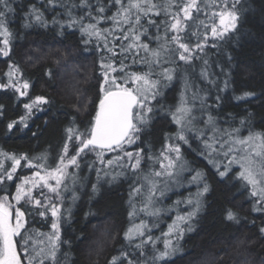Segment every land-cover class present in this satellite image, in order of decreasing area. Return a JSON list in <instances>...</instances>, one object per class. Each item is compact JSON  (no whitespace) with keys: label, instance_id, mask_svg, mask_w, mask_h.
Here are the masks:
<instances>
[{"label":"trees","instance_id":"trees-1","mask_svg":"<svg viewBox=\"0 0 264 264\" xmlns=\"http://www.w3.org/2000/svg\"><path fill=\"white\" fill-rule=\"evenodd\" d=\"M129 2L122 0L125 8ZM154 2L160 4L164 0ZM220 3L221 0H216V4ZM9 4L13 11L7 13V27L12 36L9 38V55H0V84L8 83L6 74L11 66L13 70H19L14 82L27 81L30 86L25 90V96L12 88H0V164L3 169L11 170L13 161L8 157L27 155L33 164H38L41 161L36 158L44 155L47 157L45 167L51 170L58 165L65 144L68 145V156L74 154L78 141H68L67 129L74 128L80 133L90 129L102 97V63L111 62L117 69L123 63L125 73L151 70V79L160 82L159 94L150 101L153 111L148 114V123L142 126L139 139L132 148L124 149L142 156L139 172L133 171V162H129L123 152L105 151L104 163H101L94 152L86 150L87 155L82 153L78 157L79 167H69L70 175L58 190L59 195L47 188L33 190L34 197L42 203L50 202L59 208L60 240L56 260H46L45 264H110L113 257L120 258L117 264H127L128 260L133 264H264V232H261L264 208L257 203L256 197L251 196V186H245L238 178L236 168L224 176L219 175L224 169L217 163L219 156L212 153L215 166L208 162V151L198 134L199 130H205L206 136L212 134L207 131L209 116L221 130L240 129L241 136L248 135L249 131L264 133V0H238L236 11L240 19L237 28L224 39L212 37L210 30L204 38L205 29L200 26V21L211 25L210 14L217 9L211 5L203 8L202 3L203 12L198 19L193 11L194 20L187 21L188 27L179 33L180 43H187L191 49L192 60L187 64L180 61L176 51L178 45L169 41L168 48L172 53L166 58L162 56L159 64L151 65L144 62L145 58L151 61L150 52L146 53L140 47L125 49L133 43H146L150 50L163 44L162 39H156L165 35L163 13L160 16L141 14L140 25H129L123 23L122 14L118 18L119 24L112 19L121 8L115 0H54L53 3L49 0H9ZM33 6L43 14L46 25L28 15ZM100 8L104 11L100 12ZM204 12L209 15L205 16ZM134 14L135 9L133 20ZM167 19L171 21L170 16ZM72 20L77 23L72 24ZM149 20H154L155 25H150ZM90 23L96 24L101 35L106 37L107 48L105 40L96 37L85 43L88 37L82 35L81 25L86 27ZM25 24L30 26L25 27ZM129 27H135L136 32H129ZM144 29L147 31L135 41L134 35ZM173 34L168 32L169 37ZM125 35L129 39H124ZM3 39L0 36V48L4 47ZM197 43L203 45L202 50L195 47ZM165 69L175 70L171 81L164 78ZM201 72L206 75L202 76ZM110 75L119 78L124 73L117 71ZM245 93L253 95L245 97ZM37 96L45 97L48 103L40 105L39 110L33 107L28 113L24 105ZM182 100L192 109L193 121L198 123L193 128L196 132L188 133V143L177 139L181 126L173 120ZM22 117H27V127L20 123ZM12 122L16 124L9 130L7 125ZM188 128L192 127L189 125ZM169 145L180 147L182 162L190 170L183 180L192 185L187 184L181 191L172 193L167 202L155 204L164 210L159 214L164 220L159 221L156 230L129 242L125 233L130 227L133 208H140L141 217H149L151 221L153 218L141 211L147 189H142L139 195L133 192L143 183L137 177L150 170L160 171L157 158L163 161ZM118 155L123 158L116 160ZM4 158L3 162L1 159ZM109 159L114 161L113 164L107 163ZM27 165V161L21 160L13 180L0 184V198L8 196L14 208L20 207L25 212L27 224L22 235L33 229L45 234L53 230L51 225L56 220L50 208L40 216L37 212L44 211L43 208L25 205L23 201L16 204L14 200L15 186L23 177H31L37 170L44 174V169ZM197 172L202 175L198 186L189 178ZM73 175L78 177L75 184ZM205 184L208 191L201 194V207L189 223L190 230L174 242L176 250L168 258L154 262L155 250H164L165 242L169 240L165 235L168 220L174 214L192 208V205L177 207V201L171 199L197 195ZM41 191L44 195H40ZM229 210L235 213V220L227 219ZM148 235L153 237L152 241H148ZM16 239L21 259L27 264L20 238ZM141 240H144V246L137 249L135 245ZM122 253H127V257Z\"/></svg>","mask_w":264,"mask_h":264},{"label":"snow or ice","instance_id":"snow-or-ice-1","mask_svg":"<svg viewBox=\"0 0 264 264\" xmlns=\"http://www.w3.org/2000/svg\"><path fill=\"white\" fill-rule=\"evenodd\" d=\"M54 0H49V3H53ZM117 4L121 5L120 10L117 15L112 17L114 21L118 24L122 14V21L129 25H140L141 14L148 16L150 13L155 16H160L162 13L165 15L164 20V33L163 37L157 36V40H163L164 43L160 44L156 49H149L148 44L136 45L135 43L128 46L125 51L130 50L135 47L142 48L146 53L150 52L151 61L145 58V63L159 64L162 56L165 58L167 55L172 53V50L168 48V43L171 41L178 45L176 51L178 52V58L180 61L189 63L193 56L191 49L187 43H180L179 33L186 30L188 27L187 21H193V11L196 12L198 19L199 15L203 12V8H208L210 5L216 8V11H212L210 17L212 19L211 25L204 24V21H200V26L205 29V39L207 31L210 30L212 37L224 39L226 34L234 32L237 28L238 21L240 19L237 11L236 4L238 0H221V3L216 4V0H164V2L157 4L154 0H135L132 2L130 0L128 6L125 8L123 6L122 0H115ZM203 3V8L201 4ZM0 36L4 37L3 45L0 48V55L8 56L10 52L9 38L12 33L7 27V13L13 11L10 7L9 0H0ZM133 9H135V18L133 20ZM172 9H175L172 11ZM100 12L104 9L100 8ZM205 16L209 13L204 12ZM30 17L34 18L36 22L46 25V21L43 18V14L36 9L34 6L28 14ZM69 16L71 14L69 13ZM171 17V21L167 17ZM218 18V24L216 20ZM53 23H58L53 20ZM72 24L77 23V21L72 20ZM150 25H155L154 20H149ZM30 26V24H25V27ZM71 26V25H70ZM142 27V26H141ZM82 35L88 37L85 43H89L92 37L105 40V47L107 48L106 37L101 35V30L98 29L96 24H88L86 27L81 25ZM159 31V26H157ZM110 31V30H106ZM123 31V29H121ZM129 32L135 33V27H129ZM147 30L144 29L139 35H134V40L139 41L140 36L143 35ZM174 33L171 37L168 36V32ZM124 39H129L128 35L123 37ZM215 46V45H213ZM196 48L202 50L203 45L197 43ZM108 51H112L108 48ZM205 63H207L205 61ZM125 65L121 63L119 69L113 66L111 62L102 63L101 68L103 69V83L100 86V92L102 97L99 98L98 108L96 110L94 120L91 124L89 130L84 133H80L74 128L67 129L68 141L76 140L78 144L75 146L74 154L68 156V145L65 144L62 152L63 155L58 157V165L51 170L45 167L47 157L44 155L38 156L36 159L41 161V163L33 164L27 157V155H22L17 158L16 156L8 157L13 161L10 165L11 170L3 169V165H0V184H4L5 181H12L17 168L21 164V160L28 162V167L35 169H44V174L37 170L33 173L31 177H23L21 182L15 186V196L14 200L16 204H20L21 201L25 205L34 206L37 209L43 208L44 211H38L37 214L44 216L45 212L50 208L51 215L56 217V220L52 223L51 227L55 230L51 235L39 233L36 230H27L22 235V230H25L27 221L25 220V212L21 211L20 207L13 206L9 202L8 196L0 198V264H24L21 259V252L17 249V237L20 238V243L24 248V255L27 257V264H45L46 260L55 262L56 253L59 247V208L55 204L42 203L41 199L35 198L33 195V190L36 188H47L51 193L59 195V189L61 185L64 184L66 178L70 175L68 169L70 166L79 167L78 157L81 154L87 155V152H94L101 163H104L103 155L105 151H118L123 152L124 156L129 159H135V164L132 165V169L135 172L141 170V160L142 156L138 152L135 157H133L132 152L125 151V145H131L139 139L138 133L142 130V126L146 125L149 121L148 114L153 111L150 105L151 100H155L159 94V81L151 79L153 73L151 70L144 73L129 72L125 73ZM120 71L124 73L121 77L111 76L113 72ZM174 69H165L164 78L171 81L173 76L172 73ZM19 70H13L10 66L9 72L6 74L8 77V83L0 84V88H12L14 91L18 92L21 96L27 95V90L29 88V83L24 81L23 83L14 82V77L18 75ZM51 75V72H49ZM201 75H206L205 72H201ZM119 80V82H118ZM132 84L134 87H129ZM188 87L187 81H185V88ZM252 93H245L246 96H251ZM244 97H238V99H243ZM48 100L43 96H37L31 103H26L24 107L28 110V113L32 112L33 107L39 110V106L42 104H47ZM2 109V106H0ZM178 115H173V120L177 124L181 125L180 132L177 133V139L188 143V139L183 135L185 128L192 124L194 117H192V109L186 106V101L181 102V106L177 109ZM27 117H22L20 123L24 127H27L25 122ZM16 122L9 123L7 125L8 129L11 130L15 126ZM208 129L207 131L212 132L211 137L205 135V130H199L198 134L203 138L204 147L208 150L209 163L215 166L216 162L212 157V153L219 154V149H225L223 151L224 157L231 156L228 160V166L224 172H219L220 176L227 174V171L231 169L233 164L238 165V178L245 182V186H251V196L257 198V203L260 204L261 208H264V133L251 132L249 131L247 136L240 135V129H233L232 131L221 130L216 126V122L212 116L208 117L207 120ZM191 131V128L188 129ZM35 135V133H33ZM211 141V142H209ZM87 150V152H86ZM170 153H175V156L165 155L163 161L157 158V163L161 171L150 170L142 177H137V179H142L143 183L139 187L133 189V192L137 195L141 194L142 189H147V196L143 200V208L141 211L146 212L150 216H158L162 209L155 206L156 202L154 197L156 191H160V195H164V191L158 189L157 178L169 177L172 178L176 175L175 169L179 166L180 170L185 168V163L181 161V149L169 145L168 148ZM143 151L142 149L140 150ZM6 155V154H5ZM123 157L117 156L115 159L120 160ZM67 161V162H65ZM113 160L109 159L107 163L109 165L113 164ZM201 177V173L197 172V179ZM73 175V184H75L76 179ZM99 179V174H98ZM115 179V177H113ZM54 181L55 183H50ZM167 186V185H165ZM65 190L67 186L65 185ZM93 191H96L95 186H93ZM204 193L208 191V185L205 184L202 190ZM198 193L197 195H201ZM40 195H44L41 191ZM75 198V197H74ZM45 199H48L45 197ZM179 203V201H177ZM189 204L192 203L191 200L188 201ZM136 209L133 208V212L130 215L135 214ZM199 211V200L196 201L193 211L189 212L187 216H177L176 221L172 225L168 226V232L165 235H171L174 231L179 239L184 229L180 226V222H187L192 219ZM227 219L235 220L236 215L231 210L227 212ZM190 230V229H189ZM148 229V225L143 221L139 225H134L129 228L125 233V239L131 242L136 237H144ZM264 232V228L261 229ZM148 241H152L153 237L148 235ZM47 241V243H45ZM144 240H141L140 244H136L137 249H142L144 246ZM175 246L172 244L171 240L165 242L164 250H155V254L152 256V260L164 261L168 258L174 251ZM123 257H127V253L121 254ZM120 258L113 257L110 264H117ZM127 264H133V261L128 260Z\"/></svg>","mask_w":264,"mask_h":264},{"label":"rangeland","instance_id":"rangeland-1","mask_svg":"<svg viewBox=\"0 0 264 264\" xmlns=\"http://www.w3.org/2000/svg\"><path fill=\"white\" fill-rule=\"evenodd\" d=\"M197 122L195 121H192V124L190 125V127H192L191 128V131H189L188 129V126L185 128V130H184V132H183V135H185V137L187 138V136H188V133L189 132H193V133H195L196 132V130L195 129H193L194 127H196L197 126ZM181 126V125H180ZM181 129V128H180ZM200 136V135H199ZM198 136V137H199ZM212 136V134L211 133H209V134H207V137H211ZM245 136H247V135H245ZM197 137V138H198ZM209 142H211V141H209ZM173 147H177V146H173ZM127 148H132V144L131 145H125V150L127 149ZM180 148V147H179ZM205 148V147H204ZM206 149V148H205ZM207 150V149H206ZM224 150H226V146H225V149H219L218 151H219V154H217V156H219V159L217 160V163H218V165L220 166V167H224V169H223V172L226 170V168H227V166H228V160L229 159H231V156H229V157H224L223 156V151ZM208 151V150H207ZM134 155H133V157H135V153L134 152H132ZM123 155H124V153H123ZM165 155H170V156H175V153H170L169 152V150L166 152V154ZM164 155V156H165ZM127 158V157H126ZM3 162L5 161V158L4 159H1ZM128 160H129V162H133V165L135 164V159L133 158V159H129L128 158ZM163 162L166 164L167 162L166 161H164V159H163ZM180 162H182V158H181V161H178L177 162V164L179 165V163ZM1 165V164H0ZM233 168H236V175L238 176V171H239V167H238V165H235V164H233L232 166H231V169L229 170V171H227V173H229ZM160 171H161V169H160ZM175 172H176V175L174 176V177H172V178H169V177H161V178H157V183H158V189H160V190H163L164 191V195L163 196H161L160 195V191L158 190V191H156V195H155V197H154V201L156 202V204L157 205H160V203H162V202H167L168 201V199L170 198V195L172 194V193H174V192H176V191H181V189H183V187L185 186V185H187L188 183L187 182H184V176H185V174H187V173H189L190 172V170H188V168L187 167H185L183 170H180V168H179V166H177V168L175 169ZM196 173L195 174H193V175H191L189 178H192V182L195 184V185H199L200 184V181H201V177H199V178H197V179H193V177H196ZM202 176V175H201ZM165 185H167V186H165ZM188 185H192V184H188ZM251 188V187H250ZM201 193L203 192V191H200ZM146 196H147V190H145L144 191V195H143V200L146 198ZM178 196H176L175 198H173V199H171L173 202H176V201H178ZM189 200H191L192 201V203L191 204H189L188 203V201ZM197 200H199V209H200V207H201V195H196V194H194L193 196H191L190 198H181V199H179V203H175V205L177 206V207H180V205H182L183 207H188V206H191L192 205V208L190 209V210H187V209H184V211L183 212H179L178 214H174L173 215V217H172V219H170V220H168V224L166 225V232L165 233H167L168 232V226L169 225H172L173 224V222L174 221H176V217L179 215V216H187V214L189 213V212H191V211H193V208H194V205H195V203H196V201ZM135 201H136V199H135ZM137 210L135 211V214L134 215H132V219H131V223H130V227L129 228H132L134 225H139L142 221L144 222V223H146L147 225H148V229H150V231H146V234H148V232H151V231H153V230H156V228H158L159 227V225H160V220H164L163 218H161L160 219V216L161 215H158V216H155V217H153L152 218V221H151V219L149 218V217H141L140 216V213H139V207L137 206V208H136ZM170 210V209H169ZM164 212V210H162L161 211V213H163ZM143 213L144 214H146V215H148L146 212H144L143 211ZM160 213V214H161ZM166 214H168V215H170L171 213H170V211H166L165 212ZM197 213H198V211H197ZM196 213V214H197ZM142 218V219H141ZM141 219V220H140ZM191 222V220L190 221H187V222H180V226L184 229V231H183V234L185 233V231L187 230V229H189V223ZM55 230L53 229V230H51V231H49L48 233H45V234H48V235H51L53 232H54ZM145 234V235H146ZM182 234V235H183ZM166 236H168L169 237V240H171V242H172V244H174V242H178L179 241V239L181 238H177V234H176V232L174 231L171 235H166ZM138 238H141V237H136V238H134V239H138ZM45 243H47V241H45Z\"/></svg>","mask_w":264,"mask_h":264}]
</instances>
